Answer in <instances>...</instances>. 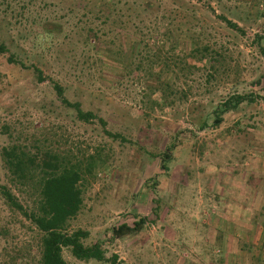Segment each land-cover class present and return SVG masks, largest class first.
<instances>
[{
  "label": "rangeland",
  "instance_id": "374dc122",
  "mask_svg": "<svg viewBox=\"0 0 264 264\" xmlns=\"http://www.w3.org/2000/svg\"><path fill=\"white\" fill-rule=\"evenodd\" d=\"M263 34L264 0H0V185L34 208L37 190L16 184L3 150L57 155L82 175L84 203L69 229L89 231L87 246L102 244L119 264H205L198 258L219 255L205 244L214 181L264 162ZM54 82L97 118L79 120ZM233 95L255 100L216 126ZM139 218L141 232L113 237ZM40 260L41 234L0 194V264Z\"/></svg>",
  "mask_w": 264,
  "mask_h": 264
},
{
  "label": "trees",
  "instance_id": "16d2710c",
  "mask_svg": "<svg viewBox=\"0 0 264 264\" xmlns=\"http://www.w3.org/2000/svg\"><path fill=\"white\" fill-rule=\"evenodd\" d=\"M222 19L230 28L240 33L244 32L236 23L225 17H222ZM256 40L260 43L261 53L264 56V46L262 45L264 34L257 35ZM7 51L8 48L1 44L0 53H7ZM9 61L11 63L17 62L13 56L9 58ZM35 71L39 80L43 81L42 71L38 69ZM54 89L61 102L74 110L79 120L90 122L97 118L94 113L85 112L80 103H71L66 98L65 90L59 83L54 82ZM262 90L264 91V87ZM254 100L255 97L251 96L233 95L224 101L216 110V126L223 122L226 113L236 111L244 102H254ZM106 134L116 140L121 137L119 134L110 131H106ZM172 150V147H170L168 151L162 154L163 161H169L173 158V155H171ZM3 157L6 168L15 179L16 184L32 186L38 192L35 207L28 210L11 189L0 185V194L6 204L26 217L41 234L40 264H67L63 256L64 249H70L73 256L80 261L95 260L119 264V258L116 255L109 259L106 258V251L103 249L102 244L95 243L90 246L85 244V241L90 237L89 231L82 229L71 231L69 229L71 220L80 213L84 203L80 188L82 175L77 166H66L59 156L51 153L41 157L31 156L18 146L4 149ZM37 169L42 173L39 180H36L33 175V172ZM162 169L168 170L165 164L162 165ZM145 225L146 219L139 218L132 225L127 223L117 225L111 229V232L115 239H120L128 235L138 234L144 229Z\"/></svg>",
  "mask_w": 264,
  "mask_h": 264
},
{
  "label": "crops",
  "instance_id": "0c3cea01",
  "mask_svg": "<svg viewBox=\"0 0 264 264\" xmlns=\"http://www.w3.org/2000/svg\"><path fill=\"white\" fill-rule=\"evenodd\" d=\"M241 179L214 181V200L205 223V244L219 247L198 258L205 264H264V162Z\"/></svg>",
  "mask_w": 264,
  "mask_h": 264
}]
</instances>
